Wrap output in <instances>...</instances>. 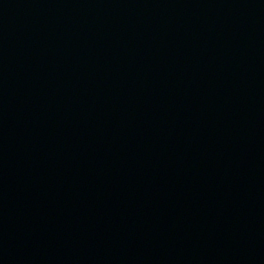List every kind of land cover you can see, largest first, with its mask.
<instances>
[{"label": "water", "instance_id": "water-1", "mask_svg": "<svg viewBox=\"0 0 264 264\" xmlns=\"http://www.w3.org/2000/svg\"><path fill=\"white\" fill-rule=\"evenodd\" d=\"M0 264H264V0H0Z\"/></svg>", "mask_w": 264, "mask_h": 264}]
</instances>
